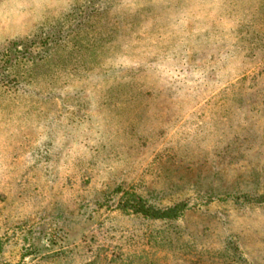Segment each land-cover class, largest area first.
Segmentation results:
<instances>
[{
	"label": "rangeland",
	"instance_id": "1",
	"mask_svg": "<svg viewBox=\"0 0 264 264\" xmlns=\"http://www.w3.org/2000/svg\"><path fill=\"white\" fill-rule=\"evenodd\" d=\"M0 264H264V0H0Z\"/></svg>",
	"mask_w": 264,
	"mask_h": 264
},
{
	"label": "trees",
	"instance_id": "2",
	"mask_svg": "<svg viewBox=\"0 0 264 264\" xmlns=\"http://www.w3.org/2000/svg\"><path fill=\"white\" fill-rule=\"evenodd\" d=\"M128 196L129 198L125 199L122 203L123 206L147 217L174 218L180 216L187 208L186 203H179L165 208H158L152 204H149L146 199L140 195L129 194Z\"/></svg>",
	"mask_w": 264,
	"mask_h": 264
}]
</instances>
